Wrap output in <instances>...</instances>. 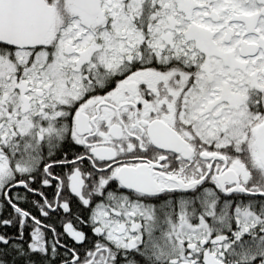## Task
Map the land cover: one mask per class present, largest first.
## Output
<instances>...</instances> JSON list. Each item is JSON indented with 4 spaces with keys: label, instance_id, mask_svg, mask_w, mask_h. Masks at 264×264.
Segmentation results:
<instances>
[{
    "label": "snow or ice",
    "instance_id": "snow-or-ice-1",
    "mask_svg": "<svg viewBox=\"0 0 264 264\" xmlns=\"http://www.w3.org/2000/svg\"><path fill=\"white\" fill-rule=\"evenodd\" d=\"M0 264H264V0H0Z\"/></svg>",
    "mask_w": 264,
    "mask_h": 264
}]
</instances>
